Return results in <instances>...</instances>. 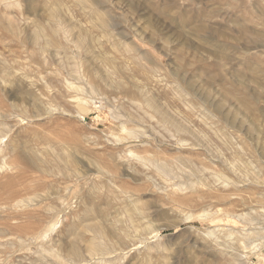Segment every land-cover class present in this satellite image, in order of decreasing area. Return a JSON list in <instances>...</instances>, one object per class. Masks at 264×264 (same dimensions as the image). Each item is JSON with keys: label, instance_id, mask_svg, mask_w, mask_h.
<instances>
[{"label": "rangeland", "instance_id": "rangeland-1", "mask_svg": "<svg viewBox=\"0 0 264 264\" xmlns=\"http://www.w3.org/2000/svg\"><path fill=\"white\" fill-rule=\"evenodd\" d=\"M10 1L0 264H264V0ZM37 25L53 39L43 49ZM122 159L145 174L130 178ZM95 223L107 251L90 254L86 230L71 256L72 226ZM213 228L236 243L233 260L193 243Z\"/></svg>", "mask_w": 264, "mask_h": 264}, {"label": "bare ground", "instance_id": "bare-ground-1", "mask_svg": "<svg viewBox=\"0 0 264 264\" xmlns=\"http://www.w3.org/2000/svg\"><path fill=\"white\" fill-rule=\"evenodd\" d=\"M0 2H2V0H0ZM33 2V1H32ZM37 3V2H36ZM1 4H3V6L4 7H8L9 5H11V1L9 0V1H5V2H3V3H0V5ZM13 4V3H12ZM17 4H18V2H17ZM10 7V6H9ZM32 7L33 6H31V5H29V6H27L26 7V11H31V9H32ZM96 7V6H95ZM93 10H94V8H93ZM52 13V12H51ZM53 13H55V12H53ZM33 14V13H32ZM52 16H53V14H51ZM57 15V14H56ZM55 16H53V18H54ZM57 17V16H56ZM104 17V16H103ZM106 18V17H105ZM10 19H8V27H11L12 29H15V27H18V25L15 23V22H13L12 20H10ZM55 21H56V19H55ZM56 23V22H55ZM101 23V22H100ZM102 25H107L108 24V21H103L102 23H101ZM55 24H53V27L52 28H50V31L51 30H53V32L54 33H58V32H60V28L58 27V25L57 26H54ZM3 26H5V25H3ZM26 26L27 27H30L31 28V26L32 25H30L29 24V22H27L26 23ZM47 26H49V25H47ZM50 27H51V25H50ZM5 28H6V26H5ZM47 31V30H46ZM43 28H42V26H40V25H37V26H35L31 31H30V37L32 38V40H33V42H35L36 44H37V46L39 47V48H41V49H43L44 48V46L45 45H47V44H50L51 42H52V38H45V39H43L42 38V35H43ZM63 33V32H62ZM85 34V33H84ZM83 35V34H82ZM84 36V35H83ZM86 36V35H85ZM42 39V40H41ZM85 39H86V37H85ZM78 41L79 42H82L83 41V39L79 36V38H78ZM86 41V40H85ZM84 43V41L82 42V44ZM88 46V45H87ZM89 49V48H88ZM88 51V50H87ZM89 52V51H88ZM90 53V52H89ZM23 77V76H22ZM25 77V76H24ZM23 80V79H22ZM119 81V80H118ZM118 81L116 82L117 84H118ZM31 83V82H30ZM67 84V83H66ZM70 83H68L67 85H69ZM122 84V83H121ZM64 85V84H63ZM72 85H75L74 83H72ZM80 88V87H79ZM72 89H73V86H72ZM77 89H78V87H77ZM81 89V88H80ZM20 90V89H19ZM79 91V90H78ZM142 90H140V92H141ZM142 94H143V92H142ZM76 100V102H77V105L78 106H80V107H86L89 103H90V101L91 100H89V99H87V98H85V97H78L77 96V98L75 99ZM153 105V104H152ZM151 106V105H150ZM163 107V106H162ZM137 108V107H136ZM148 109V108H147ZM152 109H154V108H152ZM156 109H158V111H160V115H161V118L162 119H164V120H168L169 119V116H168V114H166L165 112H164V110L163 109H160L159 107L158 108H156ZM48 110V109H47ZM150 110V109H149ZM157 114V113H156ZM143 116V115H142ZM145 116V115H144ZM148 118V117H147ZM173 118V117H172ZM172 121V120H171ZM170 123V122H169ZM178 123V122H177ZM173 126H174V124H173ZM177 126V125H176ZM179 129H181V128H183V127H180V126H177ZM177 129V128H176ZM177 131V130H176ZM131 153V152H130ZM131 154H133V153H131ZM134 155V154H133ZM140 157V156H139ZM32 159V158H31ZM146 159V158H145ZM174 159V158H173ZM173 159H172V161H173ZM148 159H146V161H147ZM150 160V159H149ZM183 160V159H182ZM32 161V160H31ZM113 161H114V163H116L115 162V160L113 159ZM131 161V160H130ZM130 161H128L127 159H122L121 160V162H120V165L122 166V170H123V172L127 175V176H130V178L132 177V178H135V176H142L143 174H145V172L144 171H142V168H144L143 166H146V165H142L141 167L142 168H138L135 164H132ZM176 161V160H175ZM181 161V160H180ZM135 162V161H134ZM149 162V161H148ZM160 162V161H159ZM142 163V162H141ZM143 163H144V161H143ZM146 163V162H145ZM181 163V162H180ZM188 163V162H187ZM161 164V163H160ZM156 165L157 166V168L158 169H160V170H164V169H166L165 167H163V166H161V165ZM170 164V163H169ZM171 165V164H170ZM195 165V164H194ZM101 166V165H100ZM150 166H152L151 164H150ZM102 167V166H101ZM104 167V166H103ZM107 167V166H106ZM106 167H104V168H106ZM172 167V166H171ZM170 167V168H171ZM181 167V166H180ZM179 167V168H180ZM94 168V167H93ZM153 168H155L154 166H153ZM169 168V169H170ZM174 168V167H173ZM172 168V169H173ZM176 168V167H175ZM183 168V167H182ZM196 168V167H195ZM198 168V167H197ZM234 168V167H233ZM147 169V168H146ZM168 169V168H167ZM165 170V171H168V170ZM172 169H170L169 170V172L170 171H172ZM186 169V168H185ZM189 169V168H188ZM187 170V169H186ZM95 171H97V172H101V174H103V176L104 177H108L109 176V174L110 175H113V173L111 172V171H107V170H101L100 168H98V167H96V169H95ZM158 171V170H157ZM174 171H172L171 173H173ZM163 173V172H162ZM161 173V174H162ZM164 173H166V172H164ZM170 173V174H171ZM185 173V172H184ZM199 173V172H198ZM200 173H202V172H200ZM148 174V173H147ZM160 174V173H159ZM177 174V173H176ZM187 174V173H186ZM185 174V175H186ZM123 175V174H122ZM164 175V174H163ZM173 175H175L174 173H173ZM192 175V174H191ZM149 176V175H148ZM147 176V177H148ZM165 176H167V178H168V174L167 175H165ZM177 176V175H176ZM120 177V176H119ZM150 177V176H149ZM178 177V176H177ZM181 177V176H180ZM189 177V176H188ZM137 179V178H136ZM192 179V178H191ZM194 184V183H193ZM97 193V192H96ZM102 195V194H101ZM227 196V195H226ZM110 200V199H109ZM111 201V200H110ZM109 202V201H108ZM102 204V203H101ZM94 209V208H93ZM100 209V208H99ZM95 213V212H94ZM111 217V216H110ZM105 220V219H104ZM106 221H107V219H106ZM105 221V222H106ZM108 222V221H107ZM97 223V222H96ZM95 223V224H96ZM111 223V221H109L108 222V224H110ZM108 226V225H107ZM112 226V225H111ZM32 228V227H31ZM31 228L29 229V230H31ZM109 229H110V226L108 227ZM23 229H24V227H23ZM33 229V228H32ZM103 229H105V228H99V225L97 226V224L96 225H94V224H90V225H85V224H81V225H76V226H72V228L70 229V231L72 232V234L70 235V236H72L71 238H70V240H68V242H67V244L69 245V254L71 255V256H77L78 258H80V257H82V253H83V249H82V247H81V245H80V242H81V239L83 238V234L86 232V230H90V231H92V233H93V237H92V239L88 242V244H87V247H86V249H87V251H89V253L90 254H93V253H100V254H104V252H105V249L107 248L106 247V245H105V248H104V245L102 244V241L100 240L99 241V239L104 235V237H106L105 236V233L106 232H103ZM111 230V229H110ZM31 231H34V229L33 230H31ZM111 231H113V230H111ZM87 233H88V231H87ZM104 233V234H103ZM130 233H132V232H130ZM103 234V235H102ZM123 234V233H122ZM119 235H120V233H119ZM220 234L217 232V230L216 229H207L206 231H204V233H201L198 237V239H197V241H195V242H193V243H196V244H198V246H199V248H202V250L205 252V253H209L210 255H211V253L213 252V255H211V256H213V257H215V255L216 256H228L229 258H232V260L234 259L232 256L234 255L235 256V254H234V252H233V250H235V245H236V243H234V242H230L229 240H227L226 241V243L224 242V241H222V239L220 240V236H219ZM129 237H131V235H128ZM196 236V235H195ZM194 236V237H195ZM229 237H230V235H228ZM40 237H43V235L42 236H40ZM112 237V236H111ZM242 237V236H241ZM246 237V236H245ZM244 237V238H245ZM197 238V237H196ZM223 238V237H222ZM102 239V238H101ZM115 239V238H114ZM117 239V238H116ZM128 239H130V238H128L126 235H124V237H123V240H128ZM132 239V238H131ZM34 240V239H33ZM112 240H113V237H112ZM241 240H243V239H241ZM246 240H247V238H246ZM248 240H250V239H248ZM245 241V240H244ZM108 242V241H107ZM124 242V241H123ZM128 242V241H127ZM227 242H230V243H227ZM248 242V241H247ZM246 241H245V243H247ZM103 243H105V242H103ZM111 245H112V243H110ZM120 244V243H119ZM195 244V245H196ZM248 244V243H247ZM247 246V245H246ZM41 247V246H40ZM133 247V246H132ZM109 248V247H108ZM140 248V247H139ZM39 250V249H38ZM42 250H44V249H42ZM41 250V251H42ZM106 251H107V249H106ZM43 252V251H42ZM42 252H41V255H42ZM109 252V251H108ZM203 252V253H204ZM44 253V252H43ZM52 253V252H51ZM54 253V252H53ZM215 254V255H214ZM40 254H38V256H39ZM40 255V256H41ZM54 255V254H53ZM87 255H88V253H87ZM51 256V255H50ZM56 258H58V254H56L55 253V255H54ZM91 257L90 258H92L93 256L92 255H90ZM231 256V257H230ZM43 257H44V255H43ZM43 257H42V259H43ZM46 257V256H45ZM213 257H211V258H213ZM240 258L242 257L241 255L239 256ZM239 257L238 258H235L236 260V262H237V259H239ZM36 258H38V257H36ZM48 258H49V256H48ZM53 258V257H52ZM85 258V257H84ZM86 259V258H85ZM60 260V259H59ZM240 260V259H239ZM45 261V260H44ZM52 261H54V259L52 260ZM82 261H83V259H82ZM103 261V260H102ZM48 262V261H47ZM86 262V261H85ZM241 261H238V263L239 264H241L240 263ZM99 264H102L101 262H98ZM105 263V262H104ZM103 263V264H104ZM233 263V262H232ZM36 264V263H35ZM45 264V263H44ZM49 264H53V262L51 263H49ZM55 264H57V263H55ZM93 264V263H92ZM96 264V263H95ZM236 264V263H235Z\"/></svg>", "mask_w": 264, "mask_h": 264}]
</instances>
